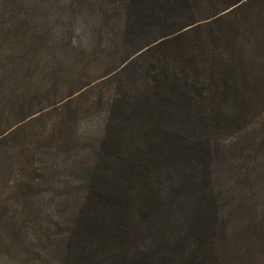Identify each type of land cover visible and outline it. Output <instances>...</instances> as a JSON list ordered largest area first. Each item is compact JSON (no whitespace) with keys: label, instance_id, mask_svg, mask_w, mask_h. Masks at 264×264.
<instances>
[{"label":"rangeland","instance_id":"1","mask_svg":"<svg viewBox=\"0 0 264 264\" xmlns=\"http://www.w3.org/2000/svg\"><path fill=\"white\" fill-rule=\"evenodd\" d=\"M100 1L0 0V264H264L260 209L244 213L227 235L217 233L205 244L199 236L191 244L172 241L169 248L152 236L153 222L167 207L163 193L174 180L195 173V152L178 157L179 150L152 137L160 135L161 123L179 124L175 100L181 83L196 82L203 64L198 61L213 63L222 50L216 48L219 26L210 21L216 18L211 1L175 0L174 14L161 11L153 21L134 23L132 18L128 36L120 30L124 0L109 1L107 25L99 17L107 14ZM251 19L238 10L224 20L231 34L225 46L235 47L245 70L244 64L254 63L250 75L258 78L244 87L245 104L241 93L228 100L231 113L247 109L235 129L248 125V148L264 138V74L257 68L264 33L252 30ZM194 20L197 29L189 26L180 39L144 51ZM132 114H141L142 125L129 122ZM189 125L196 131L195 122ZM228 139L231 134L219 140ZM191 181L176 189L186 191ZM100 215L107 222L99 223L110 226L104 238L86 232Z\"/></svg>","mask_w":264,"mask_h":264},{"label":"trees","instance_id":"2","mask_svg":"<svg viewBox=\"0 0 264 264\" xmlns=\"http://www.w3.org/2000/svg\"><path fill=\"white\" fill-rule=\"evenodd\" d=\"M86 1L82 0V4ZM109 1H100V8L102 11L107 12L105 15L97 13L98 16L100 15L103 25H107L109 20ZM210 1L212 7L216 10L211 15L216 16V18L210 20L211 24L215 22L217 23L216 26H219L218 35L215 34L216 40L218 38L216 48H222L214 55L220 56V58L214 56L213 63L209 62L208 59L198 61L203 64L196 82L189 79L184 80L181 83L182 86L180 85L178 98L175 100L180 107L177 116L181 121L176 126L161 123L160 128L162 131L157 133L160 135H152L154 141L165 143L168 146L171 145L172 150H179L178 157L185 158L187 153L192 151L195 152L197 160L193 177L185 178L182 181L184 182L186 179L193 180L185 188L187 190H177L176 188L183 183L180 182V184L174 180L173 187H171L173 189L163 193L161 199L167 207L162 208L163 213L158 218L159 221L153 222L155 226L152 233L153 238L161 240L163 246L168 245L169 248L172 241L180 242L185 239V242L188 241L191 244L198 240L199 236L202 237L201 240L205 244L210 236H215L217 233L227 235L225 233L229 224L243 219L245 217L244 213L251 212L253 209H260L264 212V138L257 147L251 145L250 148L246 147L244 143L247 136L245 134L248 133H245V129L248 125L244 129H235V124L246 118L247 109L240 108L238 112L231 113L228 107V100H230L232 94L241 93L242 104L247 101L245 97L247 89L244 87L258 81V78L250 75L255 72V64L251 62L244 64L247 67L245 70L241 65L242 62H240L242 57L234 50L235 47L229 49L224 44H230L229 36H231L228 30L230 26L227 27L224 20L238 10L248 11L255 18L251 19L253 22L252 30L262 31L259 34L264 33V0ZM176 4L175 0H164L163 5H159V0H124L121 6H124L123 11L126 12V23L122 24L120 30L128 36L129 28L132 26L130 25L132 18L133 23L135 20L143 22L145 19H149L153 21L156 17H160L161 11L167 13L166 16H168V13L174 14ZM145 9L147 13L143 15ZM195 23H197L196 20L186 22L184 25L164 33L146 44L144 51H155L162 45L180 39L187 29L189 31L197 29L198 24L195 25ZM247 26L251 28L250 23ZM248 27L245 25V29H248ZM233 28L237 30L238 40L242 43L238 27L234 26ZM255 36L257 41L261 43L263 38L257 34ZM220 41L221 43H219ZM182 47L184 48V45ZM142 49L137 52H141ZM231 55L233 58L230 60ZM262 56L263 60L259 62L257 68L264 74L263 53ZM220 59L222 60L220 61ZM248 68L250 69L248 70ZM247 73L249 75L246 76ZM164 78L168 81L170 77L165 75ZM166 84L167 82L164 81L163 85ZM164 99L174 100L169 95ZM140 117L141 114H132L129 122L133 126L136 123L142 125ZM191 122L196 123V126L194 125L196 131L194 132H192L189 125ZM109 124H114L112 117H109ZM207 132L212 136H206ZM228 134H231L232 140L228 139L223 144L219 139L222 135ZM104 135L103 142L109 137L106 132ZM251 142H256V139H251ZM184 161L186 160L184 159ZM164 167L166 168L167 164ZM177 184L180 185L175 186ZM175 207L181 210L180 216L174 214L173 209ZM157 210V207H154L152 212ZM164 214L168 216L166 219ZM94 218L96 219L87 224L86 232L101 238L110 235V226L105 223L107 222L106 217L103 218L100 215V217ZM100 218L105 219V222L99 223L103 221ZM185 246L186 244L180 245L178 250L181 253L185 252Z\"/></svg>","mask_w":264,"mask_h":264}]
</instances>
